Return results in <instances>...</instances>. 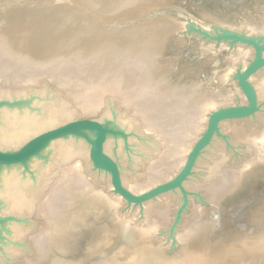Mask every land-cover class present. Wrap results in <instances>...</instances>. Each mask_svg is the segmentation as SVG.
I'll list each match as a JSON object with an SVG mask.
<instances>
[{
  "label": "water",
  "instance_id": "1",
  "mask_svg": "<svg viewBox=\"0 0 264 264\" xmlns=\"http://www.w3.org/2000/svg\"><path fill=\"white\" fill-rule=\"evenodd\" d=\"M0 264H264V0H0Z\"/></svg>",
  "mask_w": 264,
  "mask_h": 264
}]
</instances>
